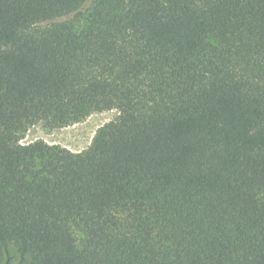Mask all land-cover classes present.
I'll list each match as a JSON object with an SVG mask.
<instances>
[{
	"label": "trees",
	"instance_id": "obj_1",
	"mask_svg": "<svg viewBox=\"0 0 264 264\" xmlns=\"http://www.w3.org/2000/svg\"><path fill=\"white\" fill-rule=\"evenodd\" d=\"M0 264H264V0H0Z\"/></svg>",
	"mask_w": 264,
	"mask_h": 264
},
{
	"label": "rangeland",
	"instance_id": "obj_2",
	"mask_svg": "<svg viewBox=\"0 0 264 264\" xmlns=\"http://www.w3.org/2000/svg\"><path fill=\"white\" fill-rule=\"evenodd\" d=\"M117 109L94 112L80 122L64 127L49 129L39 122L30 127L23 142L44 139L50 143H60L73 151H81L89 146L96 130L105 122L118 115Z\"/></svg>",
	"mask_w": 264,
	"mask_h": 264
}]
</instances>
